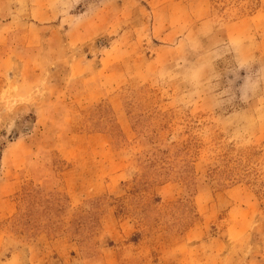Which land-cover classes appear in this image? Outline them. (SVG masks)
Masks as SVG:
<instances>
[{
    "label": "rangeland",
    "instance_id": "374dc122",
    "mask_svg": "<svg viewBox=\"0 0 264 264\" xmlns=\"http://www.w3.org/2000/svg\"><path fill=\"white\" fill-rule=\"evenodd\" d=\"M84 260L264 264V0H0V264Z\"/></svg>",
    "mask_w": 264,
    "mask_h": 264
},
{
    "label": "crops",
    "instance_id": "0c3cea01",
    "mask_svg": "<svg viewBox=\"0 0 264 264\" xmlns=\"http://www.w3.org/2000/svg\"><path fill=\"white\" fill-rule=\"evenodd\" d=\"M93 80L94 78L91 75H89L88 72L85 71L83 76L78 75L75 78H73L72 81L69 82V85L79 86L81 87V90L82 88L85 87V89H83V91L81 92L83 93L81 99H84V102L88 103L87 106H82L80 102L81 99L74 100L76 108H74V110L71 111V117L73 119L72 122H75V118L77 116H80L82 111L93 107L94 105H96L98 102L101 101L102 95L100 92L98 93L97 90L92 91L86 88V85L89 82H93ZM107 100H109V98ZM77 123L83 125V122L79 121ZM73 134H76L77 137H79L80 141L82 142L83 149L89 150L93 153L95 164L101 165V163L107 161L105 158L104 159L102 158L103 155L111 153V148L109 146L110 144L107 134H105L101 130H92L90 132H84V130L80 129V126L77 130L74 131ZM111 163H113L114 165L118 164L116 158L111 160ZM88 262H89L88 260H84V263L88 264Z\"/></svg>",
    "mask_w": 264,
    "mask_h": 264
}]
</instances>
